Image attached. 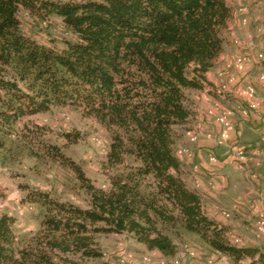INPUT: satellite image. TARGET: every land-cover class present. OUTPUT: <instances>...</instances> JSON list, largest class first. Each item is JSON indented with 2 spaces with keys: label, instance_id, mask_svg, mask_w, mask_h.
I'll list each match as a JSON object with an SVG mask.
<instances>
[{
  "label": "trees",
  "instance_id": "16d2710c",
  "mask_svg": "<svg viewBox=\"0 0 264 264\" xmlns=\"http://www.w3.org/2000/svg\"><path fill=\"white\" fill-rule=\"evenodd\" d=\"M21 13L60 19L69 38L38 42ZM232 18L230 0H0V150L19 121L53 105L80 108L109 132L103 187L63 161L84 206L28 193L39 223L25 234L0 214V264H102L98 238L109 234L167 258L190 237L213 255L264 264L262 250L231 244L227 227L206 215L175 154L193 120L189 93L207 84Z\"/></svg>",
  "mask_w": 264,
  "mask_h": 264
},
{
  "label": "rangeland",
  "instance_id": "374dc122",
  "mask_svg": "<svg viewBox=\"0 0 264 264\" xmlns=\"http://www.w3.org/2000/svg\"><path fill=\"white\" fill-rule=\"evenodd\" d=\"M230 5L236 21L247 27L248 32L243 39V36L237 33V26L229 23L225 53L231 59L238 55L253 53L254 59H258V53L264 50V0H230ZM20 16L23 32L38 42L60 47L63 40L69 38L58 18L40 24L23 13ZM243 18L246 22L242 21ZM259 28L262 29L260 33L257 31ZM234 39L243 42L237 45L233 42ZM261 72H264V59L259 60L248 72L246 82L252 83L255 90L263 87L258 82V75ZM262 97L264 98V95ZM198 98L197 92L189 93L191 108ZM65 132L72 133L73 138H66ZM108 140L107 129L95 119L85 116L77 107L53 105L46 112L23 118L17 123L16 131L7 141V150H0V214L7 213L13 216L17 233L25 234L35 231L39 223L38 209L28 200V193L42 191L53 198L84 206L85 196L77 188L73 171L63 161H71L79 166L95 186L103 187L107 176L101 162L107 150ZM185 140H188L185 134L180 136L177 139L180 147L176 148H183ZM240 144L244 146V142ZM55 148L63 153L65 159L61 157L55 159L49 155ZM257 172L258 184L249 178L248 180L243 178L248 184L257 187L259 193L264 194V179L259 177V174L264 176V172L260 169ZM251 197L250 195L247 198L249 203L243 202L246 208L242 211L249 220L240 222L237 218L239 216L234 213L230 219L247 226L248 230L242 231L243 234L248 233L249 237L252 235L257 240L255 247L264 252V240L255 237V215L249 209ZM234 227L238 230V226ZM234 238L240 239V236L233 235L231 239ZM229 241L236 245L230 239ZM239 241L238 246H245L243 240ZM176 242L177 253L174 257L167 258L145 249L125 234L102 235L98 238L99 247L103 252L102 264H160L161 261H164V264H196L205 263L207 259H212L214 264H261L255 260L256 258L253 260L246 257L234 262L228 257L213 255L199 241L190 237Z\"/></svg>",
  "mask_w": 264,
  "mask_h": 264
},
{
  "label": "crops",
  "instance_id": "0c3cea01",
  "mask_svg": "<svg viewBox=\"0 0 264 264\" xmlns=\"http://www.w3.org/2000/svg\"><path fill=\"white\" fill-rule=\"evenodd\" d=\"M230 23L237 26V33L245 39L248 28L241 26L234 16ZM224 47L215 66L206 73L207 84L202 90L195 91L199 98L192 107V118L202 122L204 129L213 133V138L200 137L195 142L185 140L183 148L187 150V153L180 157V160L183 164L185 181L190 188L200 195L206 215L219 224L228 227L227 236L238 235L240 236L239 240H243L245 246H256L257 240L252 235L249 237L248 233L243 234L242 232L248 230V227L243 226V223L249 220L242 213L243 208H246L243 202L249 203L247 198L251 195L252 200L249 209L256 215V212L264 207V194L263 192L259 193L254 185L245 182L244 178L248 180V177L230 165L227 159L232 146L242 145L240 143L244 142L246 150L252 152L264 145V98L262 97L264 88L256 89L255 95L252 97L244 89L246 80H248V72L258 63L259 59H254L252 53L250 54L252 58L250 61L235 64L234 59L225 53ZM217 90L224 93L223 97L216 93ZM251 99L255 100L257 104L256 110L248 109V103ZM213 103H220L229 112L233 123V130L227 139L220 144L216 143L219 124L214 118H207L204 115L206 108ZM242 109H247V113L244 114ZM178 146L180 147L179 143L176 142V147ZM210 153L216 155L218 159L216 164L208 161ZM193 165L199 167L196 174L191 170ZM258 169L264 172V157L261 159V165ZM259 177L264 179L262 174H259ZM195 180H197L196 187L194 186ZM252 181H256L258 184L257 179ZM255 197L256 199H253ZM219 207L230 211L232 216L233 213L237 214L239 216L237 217L238 221L243 223L232 221L230 217H223L217 211ZM234 226H238V230ZM255 237L264 240L256 235ZM150 251L161 256L157 250Z\"/></svg>",
  "mask_w": 264,
  "mask_h": 264
},
{
  "label": "built area",
  "instance_id": "2783aa9c",
  "mask_svg": "<svg viewBox=\"0 0 264 264\" xmlns=\"http://www.w3.org/2000/svg\"><path fill=\"white\" fill-rule=\"evenodd\" d=\"M242 21L246 22V19L243 18ZM261 30L262 29L259 28L257 31L260 33ZM233 42L237 45H240L243 41L234 39ZM257 56L259 60H263L264 50L260 51ZM250 59H252L250 54L238 55L235 57L234 62L235 64H241L243 62L250 61ZM258 82L264 87V72L259 73ZM244 89L245 92L248 93V95H250L251 97L255 95L256 90L252 83L247 82L245 84ZM216 93L221 97H223L224 95V93L221 90H217ZM248 109L251 110L257 109V104L255 100L251 99V101L248 103ZM241 111L244 114L247 113V109H242ZM204 115L207 118H214V120L220 126L216 136V143L220 144L223 141H225L229 133L233 130V123L229 116V112L225 108H223L220 103H213L206 108ZM184 134L188 139V141L190 142H195L200 137H205L207 139L213 138V133L209 130H205L202 122H200L198 119H194L192 121V123L186 129ZM185 153H187L186 149L183 148L175 149V154L178 157L183 156ZM263 157H264V145L252 152H248L244 146L235 145L230 147V153L227 162L230 165H232L234 168L242 171L250 180H255L258 178L257 170L261 165V159ZM208 161L213 164H216L218 162V159L215 154L210 153L208 156ZM191 170L193 173L196 174L199 171V167L197 165H193L191 167ZM194 186L195 187L197 186V180L194 181ZM217 211L225 218L231 216V212L226 209L219 207L217 208ZM254 232L257 237L264 239V207H262L260 210L256 212L255 221H254ZM228 237L231 240V242H234L236 245L238 244V242H240L238 238L231 239L233 235H228ZM212 262H213L212 259H207L205 263H198V264H214ZM160 264H164V261H161Z\"/></svg>",
  "mask_w": 264,
  "mask_h": 264
}]
</instances>
